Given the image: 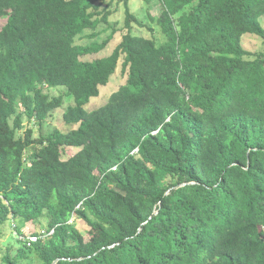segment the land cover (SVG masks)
Segmentation results:
<instances>
[{
  "label": "trees",
  "instance_id": "1",
  "mask_svg": "<svg viewBox=\"0 0 264 264\" xmlns=\"http://www.w3.org/2000/svg\"><path fill=\"white\" fill-rule=\"evenodd\" d=\"M156 1L161 45L133 35L130 0H0V264H264V52L243 46L264 42V0ZM69 97L66 131L17 138Z\"/></svg>",
  "mask_w": 264,
  "mask_h": 264
},
{
  "label": "rangeland",
  "instance_id": "2",
  "mask_svg": "<svg viewBox=\"0 0 264 264\" xmlns=\"http://www.w3.org/2000/svg\"><path fill=\"white\" fill-rule=\"evenodd\" d=\"M128 8L130 10V13L135 16L138 23H132V29L131 32L133 35L142 36L146 39H151L156 42L157 45H161L165 42V37L161 33L160 28L155 24V22L150 21V17L157 18L160 14V5L156 0H151V3H147L144 0H130L128 4ZM124 24H125V8L123 5L117 7L114 9V13L109 18V25L112 29L116 31V34L114 36V39L110 42V44L106 47V49L103 51V55L107 56L109 53L112 52V50L117 46V44L121 40V36L126 32L124 30ZM140 24V27L138 26ZM262 24L264 26V18L262 19ZM107 26V25H106ZM106 26L100 25L98 28V32L104 29ZM89 31L84 32L83 35H81L77 40V45H84L87 44L88 41L84 36L88 34ZM110 34V31H108L106 34H103L100 36V38H96L95 41L99 40L101 41L105 39ZM243 46L246 50L254 53L262 51L264 52V42L263 40L255 37V36H249L246 35L243 39ZM107 54V55H106ZM102 56L101 54L98 55H92L87 57L88 60H92L95 58H99ZM120 67L118 68L116 74L112 77L110 82L104 86L99 88V95L95 98H92L89 103L84 107L86 111L91 112L103 105H105L110 97V95L118 89L119 86L123 85L126 81V77L121 75ZM60 89V88H57ZM49 94V96H58L60 94L59 90L53 89V90H47L45 91ZM74 104L73 98H65L63 105L60 109L56 110V114H54L53 118H50L46 124L41 128V130L38 129L37 126H30L26 120L23 121V129L17 133V138L23 137V134L27 128H35L34 129V137L37 138L39 136V132H42L43 135H47L53 131L54 128H58L66 131L60 121L57 120L58 114H63L67 107L72 106ZM13 118L10 120V124H12ZM60 122V123H58ZM79 152L76 148H69L62 151V158L68 159L74 155H76ZM45 223L43 222V225ZM75 225L81 235L86 239L90 240L91 237H93L97 242H101L103 239L100 237V235L95 231H90V228L85 226L82 222L75 221ZM44 228L42 227H34L32 224H27L23 228V232L27 235L33 232H42ZM45 231V230H44ZM12 227L10 225H7L4 229V236L0 239V242L3 245L12 247L16 245V241L13 238L12 235ZM31 259L26 262V264H31ZM32 264H37L35 261Z\"/></svg>",
  "mask_w": 264,
  "mask_h": 264
},
{
  "label": "built area",
  "instance_id": "3",
  "mask_svg": "<svg viewBox=\"0 0 264 264\" xmlns=\"http://www.w3.org/2000/svg\"><path fill=\"white\" fill-rule=\"evenodd\" d=\"M29 240H30L31 242H36V241H37V238L34 237V236H30V237H29Z\"/></svg>",
  "mask_w": 264,
  "mask_h": 264
},
{
  "label": "water",
  "instance_id": "4",
  "mask_svg": "<svg viewBox=\"0 0 264 264\" xmlns=\"http://www.w3.org/2000/svg\"><path fill=\"white\" fill-rule=\"evenodd\" d=\"M53 264H56V262H54Z\"/></svg>",
  "mask_w": 264,
  "mask_h": 264
}]
</instances>
